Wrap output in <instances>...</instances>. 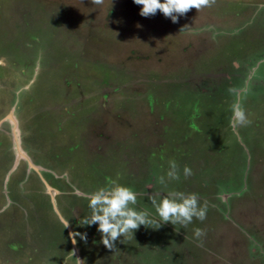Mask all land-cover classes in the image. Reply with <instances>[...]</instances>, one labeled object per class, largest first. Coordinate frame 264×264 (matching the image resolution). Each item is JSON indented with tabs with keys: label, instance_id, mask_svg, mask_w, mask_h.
Wrapping results in <instances>:
<instances>
[{
	"label": "rangeland",
	"instance_id": "1",
	"mask_svg": "<svg viewBox=\"0 0 264 264\" xmlns=\"http://www.w3.org/2000/svg\"><path fill=\"white\" fill-rule=\"evenodd\" d=\"M141 7L0 0V264H264V0L176 23ZM237 102L251 123L234 130ZM112 181L156 219L150 196L195 193L206 219L108 249L80 223Z\"/></svg>",
	"mask_w": 264,
	"mask_h": 264
},
{
	"label": "clouds",
	"instance_id": "2",
	"mask_svg": "<svg viewBox=\"0 0 264 264\" xmlns=\"http://www.w3.org/2000/svg\"><path fill=\"white\" fill-rule=\"evenodd\" d=\"M216 0H134V3L141 5L140 15L149 17L155 15L159 10L165 17L178 22V17L185 15L195 8L197 11L204 7H211ZM94 5H102L104 0H92ZM183 28L180 30L182 31ZM230 92L233 89H229ZM230 126L235 130L251 123L240 103H233ZM185 177L192 175V169L184 166ZM168 180H179V166L173 160L169 162L167 171ZM159 183H166L165 177H159ZM151 204L159 217H151L147 211H138L133 205L137 204L136 193L127 186L112 181L108 186L101 187L88 196L90 215L85 217L80 225H98L101 234V243L108 249H115V242L121 237L124 239L133 236L135 230L141 225L158 229L162 223L180 224L187 227L196 218L200 221L206 219L208 205L205 202L202 206L199 197L195 193H184L182 191H169L162 195L160 200L155 196L149 197ZM69 226V221H64V228ZM194 236L199 241L205 235L200 228H195ZM72 243L76 244V236H80L86 242V233H70ZM124 239L121 240L124 243ZM77 264H86L84 259H76Z\"/></svg>",
	"mask_w": 264,
	"mask_h": 264
},
{
	"label": "flooded vegetation",
	"instance_id": "3",
	"mask_svg": "<svg viewBox=\"0 0 264 264\" xmlns=\"http://www.w3.org/2000/svg\"><path fill=\"white\" fill-rule=\"evenodd\" d=\"M170 141L172 142L171 137H170ZM170 141H169V143H170ZM167 144H168V143H167ZM149 204H150V203H149ZM145 206H147V204H145ZM70 237H71V236H70ZM66 240H67L66 243H67V245H68V244L70 243V240H69V238H67ZM58 252H60V251H58ZM107 253H108V252H107Z\"/></svg>",
	"mask_w": 264,
	"mask_h": 264
},
{
	"label": "water",
	"instance_id": "4",
	"mask_svg": "<svg viewBox=\"0 0 264 264\" xmlns=\"http://www.w3.org/2000/svg\"><path fill=\"white\" fill-rule=\"evenodd\" d=\"M17 130V129H16Z\"/></svg>",
	"mask_w": 264,
	"mask_h": 264
}]
</instances>
